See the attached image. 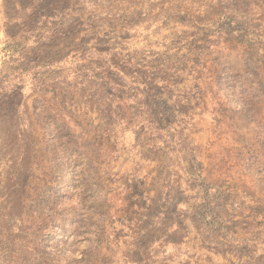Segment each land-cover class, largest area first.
Returning a JSON list of instances; mask_svg holds the SVG:
<instances>
[{"label":"rangeland","instance_id":"obj_1","mask_svg":"<svg viewBox=\"0 0 264 264\" xmlns=\"http://www.w3.org/2000/svg\"><path fill=\"white\" fill-rule=\"evenodd\" d=\"M83 1L0 8V264H264V0Z\"/></svg>","mask_w":264,"mask_h":264},{"label":"crops","instance_id":"obj_2","mask_svg":"<svg viewBox=\"0 0 264 264\" xmlns=\"http://www.w3.org/2000/svg\"><path fill=\"white\" fill-rule=\"evenodd\" d=\"M65 1V2H64ZM101 1V0H98ZM108 1V0H107ZM131 1L132 0H122V5H127L128 8L123 9V11L125 12V18H126V13H127V18L131 19ZM36 2L37 0H28L27 3H24L23 0H1L0 1V8L1 9H7V8H11V9H27V15H28V23H38L41 22V19H46V14L44 12V15H38L37 16V8H36ZM39 2V0H38ZM43 9H47L49 8V10L54 9L53 13H55V11L58 9V11H56V14L51 17V18H56V19H60L62 21V19L66 18V19H72V17L77 18L78 17V8L82 9L84 7V1L83 0H61V3L59 4L60 6H56V7H52L54 4L51 2V0H43ZM39 7V6H38ZM41 8V7H40ZM52 8V9H50ZM100 8V7H99ZM97 8L95 6H93V10H96ZM106 9H110L107 5ZM141 12H144L143 8L140 6L138 8ZM62 11V12H61ZM61 12V13H60ZM146 16V15H145ZM48 17V16H47ZM18 19V18H17Z\"/></svg>","mask_w":264,"mask_h":264}]
</instances>
